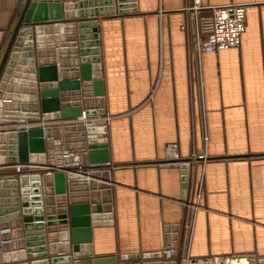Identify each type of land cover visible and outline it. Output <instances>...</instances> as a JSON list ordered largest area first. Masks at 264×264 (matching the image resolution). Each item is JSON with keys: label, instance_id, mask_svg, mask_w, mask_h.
<instances>
[{"label": "crops", "instance_id": "crops-1", "mask_svg": "<svg viewBox=\"0 0 264 264\" xmlns=\"http://www.w3.org/2000/svg\"><path fill=\"white\" fill-rule=\"evenodd\" d=\"M193 1L137 0V13L100 17L114 223L92 228L94 257L81 264L163 251L173 225L179 250L190 229L192 259L264 257V0H201L246 7L241 46L202 55ZM24 2L0 0V54ZM23 122L11 126L65 124ZM169 157L192 160L186 197Z\"/></svg>", "mask_w": 264, "mask_h": 264}, {"label": "water", "instance_id": "water-1", "mask_svg": "<svg viewBox=\"0 0 264 264\" xmlns=\"http://www.w3.org/2000/svg\"><path fill=\"white\" fill-rule=\"evenodd\" d=\"M71 1L25 0L0 54V264H81L94 257L92 228L114 223L108 123L97 119L107 115L99 26L100 17L137 13L138 3ZM41 119L65 124L11 126ZM191 162H161L181 170L185 197ZM164 232L169 255L121 260L187 264L190 229L180 250L181 226Z\"/></svg>", "mask_w": 264, "mask_h": 264}, {"label": "built area", "instance_id": "built-area-1", "mask_svg": "<svg viewBox=\"0 0 264 264\" xmlns=\"http://www.w3.org/2000/svg\"><path fill=\"white\" fill-rule=\"evenodd\" d=\"M185 9L192 25L191 47L198 55L241 46L242 37L246 30V7L244 5L232 4L211 7L204 5L201 0H194L193 4ZM90 121L93 122L94 120ZM88 124L91 125L92 123ZM204 157L202 154L196 158L203 160ZM172 159L173 157L167 158V160ZM21 167L22 165H16L19 174L22 173ZM163 253L169 255L170 252L163 251ZM182 260L187 264H251L246 256H217L201 259H192L187 256L183 257ZM119 264H142V262L121 260Z\"/></svg>", "mask_w": 264, "mask_h": 264}, {"label": "rangeland", "instance_id": "rangeland-1", "mask_svg": "<svg viewBox=\"0 0 264 264\" xmlns=\"http://www.w3.org/2000/svg\"><path fill=\"white\" fill-rule=\"evenodd\" d=\"M101 118L104 119V118H106V117H99V118H97V119H101ZM92 120H93V119H92Z\"/></svg>", "mask_w": 264, "mask_h": 264}]
</instances>
